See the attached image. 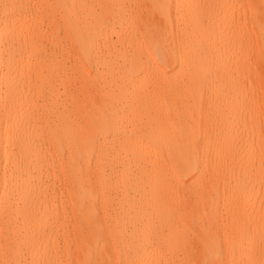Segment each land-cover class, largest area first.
<instances>
[{
	"label": "bare ground",
	"instance_id": "6f19581e",
	"mask_svg": "<svg viewBox=\"0 0 264 264\" xmlns=\"http://www.w3.org/2000/svg\"><path fill=\"white\" fill-rule=\"evenodd\" d=\"M263 75L264 0H0V264H264Z\"/></svg>",
	"mask_w": 264,
	"mask_h": 264
},
{
	"label": "rangeland",
	"instance_id": "374dc122",
	"mask_svg": "<svg viewBox=\"0 0 264 264\" xmlns=\"http://www.w3.org/2000/svg\"><path fill=\"white\" fill-rule=\"evenodd\" d=\"M36 1H57V0H36ZM125 1H140V0H125ZM44 24H46V21H45V23ZM248 59H251L250 57H247ZM263 77V80H264V75L262 76ZM244 79V80H243ZM246 79H247V76H246V78L244 77H241L240 78V81L241 80H243V81H241V83H242V86H244V88L246 89V90H248V92L251 90V83H249V81H250V79L248 78L247 79V81H246ZM249 80V81H248ZM244 82V83H243ZM247 82V83H246ZM238 83V85L239 86H241V84L239 83V81L237 82ZM250 88V89H249ZM250 95V94H249ZM261 146L264 148V139H262L261 140Z\"/></svg>",
	"mask_w": 264,
	"mask_h": 264
}]
</instances>
